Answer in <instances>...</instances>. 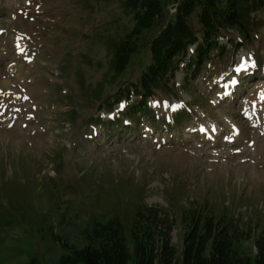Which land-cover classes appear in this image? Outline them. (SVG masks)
<instances>
[{
	"label": "rangeland",
	"instance_id": "rangeland-1",
	"mask_svg": "<svg viewBox=\"0 0 264 264\" xmlns=\"http://www.w3.org/2000/svg\"><path fill=\"white\" fill-rule=\"evenodd\" d=\"M257 20L248 43L230 31L238 51L220 40L231 55L193 83L179 69L170 92L149 102L156 121L142 115L115 137L118 94L148 64L141 54L120 78L109 73L111 43L133 26L120 0H0V264H58L88 245L79 227L112 217L124 224L129 264L167 239L182 263L195 217L202 236L212 214L237 220L234 252L254 264L264 229V12Z\"/></svg>",
	"mask_w": 264,
	"mask_h": 264
},
{
	"label": "trees",
	"instance_id": "trees-1",
	"mask_svg": "<svg viewBox=\"0 0 264 264\" xmlns=\"http://www.w3.org/2000/svg\"><path fill=\"white\" fill-rule=\"evenodd\" d=\"M124 12L133 17L134 26L119 42L112 45L110 71L117 78L122 76L136 55L146 54L148 64L131 87L120 91L118 97L138 98L135 112H148L147 102L157 91H167V82L174 77L179 65L184 63V82L188 84L200 73V69L216 66L221 57L230 52L220 40L229 37V31L239 32L242 41L253 40L257 20L264 12V0H120ZM175 8L176 12L171 13ZM148 34L143 38L145 33ZM236 48L234 39H229ZM193 50V51H192ZM225 54V56H224ZM123 93V94H122ZM137 108L139 110H137ZM203 217V216H202ZM193 232L186 240L180 263L177 252L163 240L161 251L155 255L142 247L138 251L137 264H250L234 252L237 238H242L237 220L232 216L206 217L202 225L204 234L198 236L197 226L201 216L195 217ZM84 227V226H83ZM79 233L88 240L81 249H72L58 264H129L131 251L124 232V224L118 217L106 222L93 219ZM42 234L41 228L38 230ZM256 241L257 255L254 264H264V229ZM57 233L50 229L49 242H57ZM211 243L209 252L207 248ZM143 246V245H142ZM24 264H42L32 257Z\"/></svg>",
	"mask_w": 264,
	"mask_h": 264
}]
</instances>
